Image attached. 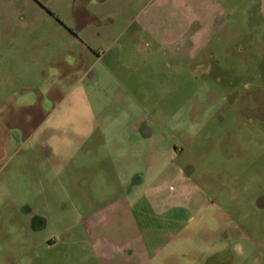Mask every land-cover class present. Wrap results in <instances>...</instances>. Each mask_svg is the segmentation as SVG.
Returning <instances> with one entry per match:
<instances>
[{
	"label": "rangeland",
	"instance_id": "obj_1",
	"mask_svg": "<svg viewBox=\"0 0 264 264\" xmlns=\"http://www.w3.org/2000/svg\"><path fill=\"white\" fill-rule=\"evenodd\" d=\"M211 3L158 0L159 34L203 44ZM53 26L0 0V264H264V44L97 41L58 79Z\"/></svg>",
	"mask_w": 264,
	"mask_h": 264
},
{
	"label": "crops",
	"instance_id": "obj_2",
	"mask_svg": "<svg viewBox=\"0 0 264 264\" xmlns=\"http://www.w3.org/2000/svg\"><path fill=\"white\" fill-rule=\"evenodd\" d=\"M238 1L212 0L209 14L210 19L215 20L218 25L217 32H208V41L197 44L196 38L191 40L189 35L192 33L199 35L197 31H201V26L194 32L189 27L178 28L177 36H173L175 34L173 30L160 31L159 34L155 19L157 14L153 11V6L158 0H33L39 14L50 18L55 24L45 36L55 37L54 40L59 37L65 38L59 50L58 46H54L55 53L65 55L60 59L61 61L65 59L62 61L65 66L54 68V75L58 79L82 71L86 74L89 70L87 65L92 61L95 63L93 45L97 41L114 44L119 39L123 40V46H137L141 43L143 34L148 39L146 46L152 42L166 47L186 46L190 52L196 53L210 44L214 37L229 36L231 33H234L235 43L246 40L249 46L256 45L263 49L261 46L264 44L261 40L263 37L260 36L264 34L257 32L259 26L254 22L256 20L252 7L254 0L240 1V6L243 7L241 11L238 10ZM258 3L259 14L264 19V0H259ZM212 29L215 28H210ZM100 58L101 56L97 55L96 61ZM54 90L58 91L56 87H51L50 91Z\"/></svg>",
	"mask_w": 264,
	"mask_h": 264
},
{
	"label": "water",
	"instance_id": "obj_3",
	"mask_svg": "<svg viewBox=\"0 0 264 264\" xmlns=\"http://www.w3.org/2000/svg\"><path fill=\"white\" fill-rule=\"evenodd\" d=\"M261 200V199H260ZM263 201V200H262Z\"/></svg>",
	"mask_w": 264,
	"mask_h": 264
}]
</instances>
